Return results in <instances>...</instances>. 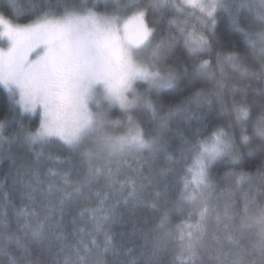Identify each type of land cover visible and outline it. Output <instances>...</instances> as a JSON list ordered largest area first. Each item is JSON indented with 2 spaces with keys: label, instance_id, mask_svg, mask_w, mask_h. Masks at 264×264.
Instances as JSON below:
<instances>
[{
  "label": "clouds",
  "instance_id": "9594fccd",
  "mask_svg": "<svg viewBox=\"0 0 264 264\" xmlns=\"http://www.w3.org/2000/svg\"><path fill=\"white\" fill-rule=\"evenodd\" d=\"M125 4L126 0H29L27 7L32 18L51 11L57 15L50 18L59 19L66 7L86 5L97 16H104L118 5L123 11ZM140 4L145 6L152 36L143 49H133L131 54L134 61L150 62L151 48L169 31L168 19L183 5L181 0H140ZM85 14L77 12L79 16ZM195 15L192 23L203 27ZM117 35L122 41L123 33L118 31ZM105 36L110 38L111 33L91 21H76L68 31L52 37V47L58 53L71 47L87 63ZM208 39L210 47L204 52H189L183 38L162 52L156 67L161 72L169 68L175 71L170 86L157 89L146 81L133 83L138 92L147 90L158 113L154 117L142 106L132 110L143 139L151 142V147L145 148L106 141L108 136L124 135L128 121L118 104L109 103L100 86L93 91L88 107L94 114L106 112L111 123L94 120L91 130L81 132L74 144L58 137L25 140L21 124L28 132H35L44 117L39 107L33 112L20 110L15 101L20 99L21 90L46 100L70 128L74 125L71 104L78 90L76 81L61 76L58 63L30 67L44 52L43 46L33 49L27 60L0 62V80L15 82L8 87L0 83V121L7 122L0 132L5 137L0 140V264H66V257L67 264H98L97 249L83 252L73 224L83 195L87 193L95 203L96 192L107 196L105 207L113 206L100 232L89 226L97 242L104 231L111 236L112 247L103 254V264H264V133L258 131L264 117V0L217 3L215 28ZM250 40H255L254 46ZM8 46L6 38L0 39V49L7 50ZM222 51L235 52L247 71L219 62L216 54ZM201 58L209 60L205 71L199 68ZM128 95L131 98V93ZM239 103L248 109L244 121L237 120L233 110ZM177 106L180 110L173 111ZM219 131H223L221 139L230 144V151L211 161L204 155L206 185H197L189 168L196 170L201 145H210ZM242 133L248 137L246 142ZM230 153H237L239 158L233 160ZM49 169L80 182L82 192L67 202L60 228L36 236L23 226L16 210L24 202L23 193L29 190L26 183L34 182V173L45 184H60L59 175L49 176ZM241 172L246 179L237 184ZM90 176L91 182L85 183ZM129 180L136 189L135 198L127 197ZM66 187L70 190L72 185ZM44 202L38 195L37 205ZM165 214L168 219L162 224ZM184 223L197 228L181 237L177 226ZM61 231L63 239L58 240L56 233ZM190 244L194 245L192 251L188 250Z\"/></svg>",
  "mask_w": 264,
  "mask_h": 264
},
{
  "label": "snow or ice",
  "instance_id": "6c2138e0",
  "mask_svg": "<svg viewBox=\"0 0 264 264\" xmlns=\"http://www.w3.org/2000/svg\"><path fill=\"white\" fill-rule=\"evenodd\" d=\"M157 2V0H153ZM183 7H177L176 14L169 19V31L161 38L160 43L151 48L149 53L150 62H137L132 59L133 49H143L152 36V29L146 18L145 6L140 4V0H126L123 5L112 10V13L104 16H97L91 7L86 5L80 8L66 7L62 18L55 17L54 12H45L43 16L32 18L27 23H17L15 20L29 11L28 7L21 3V0H9V7L13 18H6L0 14V39L6 38L9 42L7 50L0 49V62L7 63L11 59L27 60L28 54L37 47H44V52L32 62L30 67L42 68L45 65L58 63L61 76H69L76 81L77 91L74 102L71 104L74 125L67 127L61 113L53 112L48 107L47 101L37 98L35 95L21 90L20 99L15 101L20 105L21 111L33 112L39 107L42 110L43 119L39 128L35 132H28L24 125L21 124V131L24 139L31 142L45 141L49 137H58L66 144H74L84 130H91L94 120L97 123L111 121L107 120L106 112L92 113L88 107V101L92 97L93 91L97 86L102 89L105 98L109 103L119 105L122 114L127 116V131L119 137H106V141H114L123 147L126 144H135L138 148L151 147V142L146 143L142 137L139 124L132 114V110L142 106L157 116V110L151 99L147 96V90L143 93L133 88V83L137 80L146 81L150 88H163L170 86L176 78L174 70L169 68L161 72L156 67L157 62L162 57V52L171 49L177 39L183 38L185 46L189 52L195 54L204 52L209 49V34L213 33L215 28L216 4H223V0H181ZM225 10H229L224 5ZM193 10L186 12V10ZM83 11L84 16L77 15V12ZM198 12V15L195 13ZM130 13V14H129ZM179 13H186L181 16ZM203 27H197L192 23V17ZM233 22H237L235 12H232ZM89 20L97 25L102 31L111 33L110 38L105 36L104 43L96 55L87 63L82 62L80 54L71 47H66L62 52H57L52 47V37L58 36L68 31L69 27L76 21ZM117 21H120V27L117 29ZM123 33V39L117 35V32ZM249 35V34H246ZM255 45V40H250ZM217 60L221 63H228L232 67L244 72L247 67L239 60L235 52L222 51L216 54ZM199 68L205 71L209 68V60L201 58ZM6 87L14 81L7 79L0 80ZM22 89L21 84H17ZM131 93V98L129 97ZM179 106L173 111H178ZM236 118L244 121L248 117V109L243 103L235 104L233 108ZM6 121H0V132L6 126ZM118 123V122H117ZM258 131L264 133V117L261 118V124ZM224 136L223 131H219L213 137V142L202 144L201 155L196 160V170L192 172V182L197 185H206V170L204 165V155L206 154L209 161L220 155L223 151H230V144L221 139ZM242 140L247 141V135L242 133ZM5 137L0 136V140ZM232 154L233 160H237V153ZM97 172L100 169H96ZM49 176L56 177L59 175L60 184L55 181L42 182L35 173L34 182L26 183L28 191L23 193L24 202L16 210V215L22 219L23 226L30 229L31 232L40 236L49 233L51 229H58L61 220L65 214L67 202L72 201L75 197L80 196L82 185L80 182H74L67 178V173L58 174L56 170L49 169ZM112 180H115V173L111 174ZM93 177H89L85 183H90ZM246 179V174L241 172L237 174L236 183L239 184ZM22 182L23 179H22ZM111 183V181H110ZM43 184V187L41 186ZM72 185L70 190L66 186ZM130 191L127 197L135 198L136 189L132 187L131 180L128 181ZM187 187V181L185 182ZM123 184H121V190ZM38 195L43 198L44 203L37 205ZM97 199L95 203L90 201L87 193L83 195L82 202L78 207L77 214L73 217L74 229L78 231V240L83 252L87 253L92 249H97L98 264H103V254L112 247L111 236L108 231L103 232L100 242H97L95 236L91 235L89 226L100 232L104 224L108 221L112 213V207H105L106 195L96 192ZM227 208L225 214H227ZM167 214L162 218L161 223L167 222ZM197 225L184 223L178 225L177 229L181 235L185 233L191 235L189 229L195 231ZM11 237H9L10 239ZM56 238L63 239V232H57ZM188 250H194V245H189ZM79 252L80 249H77ZM68 258L66 257V264Z\"/></svg>",
  "mask_w": 264,
  "mask_h": 264
},
{
  "label": "trees",
  "instance_id": "16d2710c",
  "mask_svg": "<svg viewBox=\"0 0 264 264\" xmlns=\"http://www.w3.org/2000/svg\"><path fill=\"white\" fill-rule=\"evenodd\" d=\"M21 3L27 7L29 0H21ZM9 5V0H2L0 2V14H4L6 18L12 19L13 14L11 12ZM15 22L17 23H27L32 19V12L29 10L23 16L16 18Z\"/></svg>",
  "mask_w": 264,
  "mask_h": 264
}]
</instances>
